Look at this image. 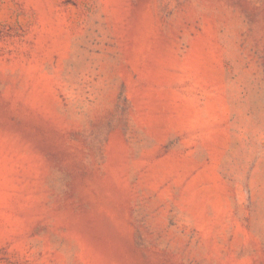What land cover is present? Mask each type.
I'll return each mask as SVG.
<instances>
[{
    "label": "rangeland",
    "instance_id": "rangeland-1",
    "mask_svg": "<svg viewBox=\"0 0 264 264\" xmlns=\"http://www.w3.org/2000/svg\"><path fill=\"white\" fill-rule=\"evenodd\" d=\"M0 264H264V0H0Z\"/></svg>",
    "mask_w": 264,
    "mask_h": 264
}]
</instances>
